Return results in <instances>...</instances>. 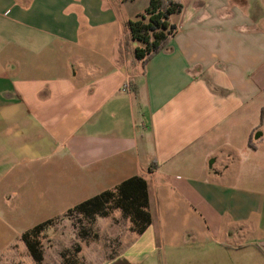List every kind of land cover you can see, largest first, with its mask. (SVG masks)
Instances as JSON below:
<instances>
[{
  "label": "crops",
  "instance_id": "obj_1",
  "mask_svg": "<svg viewBox=\"0 0 264 264\" xmlns=\"http://www.w3.org/2000/svg\"><path fill=\"white\" fill-rule=\"evenodd\" d=\"M186 2L142 62L148 0H0V264H38L23 233L133 176L150 221L95 216L91 264H264V0Z\"/></svg>",
  "mask_w": 264,
  "mask_h": 264
},
{
  "label": "trees",
  "instance_id": "obj_2",
  "mask_svg": "<svg viewBox=\"0 0 264 264\" xmlns=\"http://www.w3.org/2000/svg\"><path fill=\"white\" fill-rule=\"evenodd\" d=\"M181 10L182 4L179 0H148L144 12L127 21V29L131 38L142 44V47L135 50L137 59L145 62L165 46L176 29V26L170 22V16ZM262 116H264V109ZM148 204L145 180L139 176H133L113 189L75 205L67 213H77L92 219L97 215L107 216L110 210L119 209L122 215L132 222L135 231L140 233L150 221ZM53 221L54 219L42 222L22 235L30 254L38 264H41L43 259L40 234ZM61 256L63 264L75 263V261L70 262L68 257H64V253Z\"/></svg>",
  "mask_w": 264,
  "mask_h": 264
},
{
  "label": "rangeland",
  "instance_id": "obj_3",
  "mask_svg": "<svg viewBox=\"0 0 264 264\" xmlns=\"http://www.w3.org/2000/svg\"><path fill=\"white\" fill-rule=\"evenodd\" d=\"M180 1L182 2V4L187 3L186 0ZM112 211L113 210H110L109 213H112ZM119 213L120 211L116 210L114 212V216L112 217L114 222L118 224V227L115 230H122L125 228L124 220L126 217L122 215V213L121 216H119ZM115 215L118 216L115 217ZM84 229L86 230L87 238L93 240V218H85L80 214L71 212L54 219L50 227L43 233L42 237L40 238L41 249L45 258L44 262L41 264H63L61 256L62 253H64V257H68V260L70 262L75 261L74 264H84L83 261L85 262V264H91L89 260L93 259V255H91V253L89 254V250H91L89 249V247L88 249H84L83 253H79L80 248L78 244V237L81 236V233L82 231H84ZM105 236V239H110L108 234H105ZM99 250L100 247L97 249V252ZM163 251V248L156 249L153 256L155 257L154 261H150L148 259L142 264H189L188 262L181 259H177L178 261H180L178 263H175V260L170 262V259L174 257H169L168 260L165 261ZM24 258L26 260L31 259L28 254L26 255V253H24Z\"/></svg>",
  "mask_w": 264,
  "mask_h": 264
},
{
  "label": "built area",
  "instance_id": "obj_4",
  "mask_svg": "<svg viewBox=\"0 0 264 264\" xmlns=\"http://www.w3.org/2000/svg\"><path fill=\"white\" fill-rule=\"evenodd\" d=\"M121 91H123V92H127V91H129V84H128V81L123 82V84H122V86H121ZM263 124H264V121H263Z\"/></svg>",
  "mask_w": 264,
  "mask_h": 264
},
{
  "label": "water",
  "instance_id": "obj_5",
  "mask_svg": "<svg viewBox=\"0 0 264 264\" xmlns=\"http://www.w3.org/2000/svg\"><path fill=\"white\" fill-rule=\"evenodd\" d=\"M261 134L260 133H258V134H256V136L255 137H259Z\"/></svg>",
  "mask_w": 264,
  "mask_h": 264
}]
</instances>
